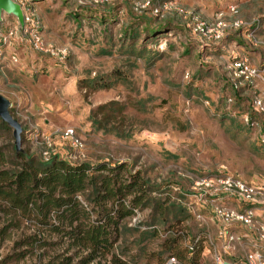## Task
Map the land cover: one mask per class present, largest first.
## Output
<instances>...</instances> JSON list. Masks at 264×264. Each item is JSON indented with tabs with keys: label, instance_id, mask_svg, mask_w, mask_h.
Listing matches in <instances>:
<instances>
[{
	"label": "rangeland",
	"instance_id": "374dc122",
	"mask_svg": "<svg viewBox=\"0 0 264 264\" xmlns=\"http://www.w3.org/2000/svg\"><path fill=\"white\" fill-rule=\"evenodd\" d=\"M96 1H30L34 14L23 26L12 14H3L1 30H14L15 35L1 47L0 94L22 128L20 148L38 156L32 137L34 130L46 128L45 121L53 130L74 128L85 144L84 162L125 163L147 181L150 197L173 204L163 223L151 207L135 210L120 225L113 250L90 264H164L166 241L173 237L176 247L192 257L186 244L201 231L209 239L193 256L195 264H212L215 254L225 261L240 259L253 235L223 248L216 224L208 209L197 205L191 185L192 179L218 171L252 183L264 178V116L249 103L258 96L264 104V84L256 79L239 90L236 101L227 100L231 58L264 59V0H162L166 7L178 5L206 21L229 5L238 7L239 19L259 16L263 27L254 36L263 45L256 47L228 40L204 45L191 32L190 22L172 10L163 11L164 19L134 12L133 1L142 0ZM35 20L44 45L65 50L61 61L33 49L27 33ZM164 24L152 35L144 28ZM130 28L138 33L133 40L125 33ZM235 34L247 40L245 31ZM104 84L109 86L100 88ZM109 102L115 104L100 108ZM250 116L259 127L245 123ZM6 126L0 125V154L5 157L0 168L11 161L14 148L12 129ZM55 144L61 146L58 140ZM181 207L185 210L177 212ZM37 234L56 243H31ZM85 253L50 234L33 214L13 212L0 201V264H58L68 256L71 264H83Z\"/></svg>",
	"mask_w": 264,
	"mask_h": 264
},
{
	"label": "trees",
	"instance_id": "16d2710c",
	"mask_svg": "<svg viewBox=\"0 0 264 264\" xmlns=\"http://www.w3.org/2000/svg\"><path fill=\"white\" fill-rule=\"evenodd\" d=\"M29 1L34 3L37 0ZM165 27L166 24L150 29L146 26L144 28L150 33L149 35H152L156 31L160 33ZM6 33L7 31L4 32L0 28V35ZM125 33L132 40L138 34L133 28ZM234 35L236 34L226 35L219 46L227 40L232 41L235 46L249 45V42L240 41ZM231 36L233 39H229ZM142 51H137V54L142 55ZM241 58V56H234L231 58V63ZM230 79L228 75L231 95L227 98L228 102L232 100V97L236 101L239 90L249 86L245 84L234 89ZM108 86L104 84L100 88ZM113 104L115 102H109L100 108ZM250 118L252 119L251 116ZM93 122L98 123L100 129L105 128L100 127V121L94 119ZM0 125L6 126L1 121ZM0 160L4 162L3 154H0ZM6 163L10 165L6 167ZM149 191L151 189L140 172H131L122 162L73 164L57 156H53L48 162H43L39 156L25 149L17 151L14 146L11 161H5L0 168V201L13 212L26 216L33 214L38 224L47 228L50 234L55 235L59 240H67L80 251H85V255L80 259L83 264H90L97 257H103L113 250L119 240L120 225L131 217L135 210L151 207L152 213H158V220L162 223L167 221L173 211V204L167 205L165 201L150 197ZM80 194L84 196L82 200L79 198ZM184 210L185 208L181 207L177 209V212L181 213ZM155 232L153 230L152 235ZM192 239L193 237L190 240ZM30 240L31 243L44 245L56 243L47 241L45 237L38 234L31 236ZM176 241L175 237L166 241L167 258L174 257L180 263L195 264L193 256L199 252L204 243L203 238H200L195 245L191 253L192 257H186L185 249H178ZM71 262L72 257L68 256L58 264H71ZM116 264L124 263L118 261Z\"/></svg>",
	"mask_w": 264,
	"mask_h": 264
},
{
	"label": "built area",
	"instance_id": "2783aa9c",
	"mask_svg": "<svg viewBox=\"0 0 264 264\" xmlns=\"http://www.w3.org/2000/svg\"><path fill=\"white\" fill-rule=\"evenodd\" d=\"M13 1L19 4L23 12V24L28 21L31 22L34 13L33 9L28 6L29 0ZM95 2L97 1L95 0ZM166 5L162 0L133 1L132 9L138 14L147 12L157 19L165 18L163 15L164 10H172L176 16L190 22L191 32L198 36L204 42L202 43L204 45L222 41L226 35L242 31L246 32L247 42L255 47L263 45V42L254 36L262 26L261 17L256 16L249 20L239 19L237 18L239 10L236 5H229L224 11L217 12L212 21H206L193 11L178 5L170 7H166ZM32 23L33 25L27 34L30 37L33 49L49 53L61 61L65 57V50L44 45L38 34V20ZM25 31L26 29H23V32ZM14 35V30H9L7 34L0 35V55L2 45L8 43ZM229 75L234 89L245 84L252 85L256 79L264 84V65L255 66L250 64L248 59L241 58L232 61ZM251 109L253 112L264 116V104L258 96L252 98ZM245 123L259 127V124L249 117H245ZM260 137L263 140L261 135ZM32 138L38 156L43 162H48L53 156L73 164L84 162L86 158L84 141L74 128L54 129L50 132L36 129ZM56 140L60 142L61 146H56ZM191 188L197 205H204L208 209L211 219L217 226L216 236L223 248L229 249L232 244L243 242L249 233L253 235V238L250 236L251 239L248 240L250 249L245 252L243 257L237 260L225 261L220 254H215L212 264H264V178L261 182L252 183L235 175H230L225 171H218L213 175L192 179ZM231 201V205H228L227 203ZM188 210L193 213L198 221L203 220V217L193 205H188ZM237 230H240V232H237ZM242 230H245V232ZM200 238H203L204 241L209 239L204 231L195 235L186 244L189 255L193 252ZM164 264L184 263H180L174 257H169L165 259Z\"/></svg>",
	"mask_w": 264,
	"mask_h": 264
},
{
	"label": "water",
	"instance_id": "95a60500",
	"mask_svg": "<svg viewBox=\"0 0 264 264\" xmlns=\"http://www.w3.org/2000/svg\"><path fill=\"white\" fill-rule=\"evenodd\" d=\"M3 14H12L18 20L20 26H23L24 17L23 12L18 3L13 0H0V22L2 20ZM9 100L0 94V119L3 123L12 129V135L14 138V146L17 151H19L21 145L20 134L22 133V128L19 122L12 117L9 112Z\"/></svg>",
	"mask_w": 264,
	"mask_h": 264
},
{
	"label": "crops",
	"instance_id": "0c3cea01",
	"mask_svg": "<svg viewBox=\"0 0 264 264\" xmlns=\"http://www.w3.org/2000/svg\"><path fill=\"white\" fill-rule=\"evenodd\" d=\"M30 2V1H29ZM262 19V18H261ZM262 27H263V19H262V26H261V28H259V30L257 31V34H260L261 33V30H262ZM242 40H244V39H242ZM251 56V57H250ZM249 57H244V58H246V59H248L249 61H250V63H252L253 65H255V66H260L261 64H264V59H260V56L258 57V59L257 60H254V59H252V56L253 55H250ZM45 129L44 128H42V131H44V132H49V131H52L53 130V127H51V124H49V122H46L45 121Z\"/></svg>",
	"mask_w": 264,
	"mask_h": 264
}]
</instances>
